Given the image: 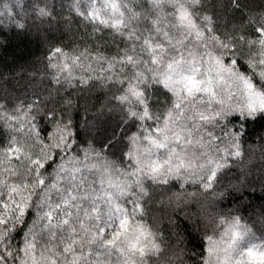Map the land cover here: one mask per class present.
I'll return each instance as SVG.
<instances>
[{
	"label": "snow or ice",
	"instance_id": "1",
	"mask_svg": "<svg viewBox=\"0 0 264 264\" xmlns=\"http://www.w3.org/2000/svg\"><path fill=\"white\" fill-rule=\"evenodd\" d=\"M132 3L81 9L77 0L98 43L54 47L42 91L0 96V264H264V243L246 239L239 217L212 218L191 249L150 220V205L164 203L158 191L178 188L168 197L176 207L214 193L229 158L242 155L246 126L264 121V13L237 24L210 12L211 0ZM117 41L105 55L100 44ZM97 87L120 119L81 137L74 101ZM189 184L200 191L187 193Z\"/></svg>",
	"mask_w": 264,
	"mask_h": 264
},
{
	"label": "trees",
	"instance_id": "2",
	"mask_svg": "<svg viewBox=\"0 0 264 264\" xmlns=\"http://www.w3.org/2000/svg\"><path fill=\"white\" fill-rule=\"evenodd\" d=\"M78 2L81 9H86L89 0ZM211 2L216 7H210V12L214 11L237 24L242 17L264 13V0H240L239 9L234 8L230 0ZM75 3L77 0H1L0 13L3 15H0V21L4 25L0 23V96L11 101L17 96L23 98L27 94L31 97L33 91H42L50 79L46 65L54 47L71 52L90 46L89 40H92V45L98 43L91 35V26L77 16ZM97 6H100V0H97ZM130 6L142 11L147 4L146 0H133ZM40 7H47L51 15L39 17L37 9ZM16 22L24 24V28L15 27ZM95 35H104L105 40H111L106 33ZM117 46L118 41L100 44L105 55L115 53ZM241 70L247 71L246 66ZM160 99L162 101L163 97ZM74 102L79 109L72 113L74 131H79L81 137L85 127L90 128L93 123L102 125L105 121L120 119L118 108L109 111L116 102L111 100L107 89L97 87L85 91ZM244 131L246 142L242 146V155L229 158L228 167L221 172L214 193L188 196L179 207L168 204V197L180 191L178 188L173 187L163 195L159 191L156 193L154 199L164 203L150 205V220L157 224L161 234L173 246H178L181 239L189 249L200 245L203 226L212 218L218 219L221 213L229 218L239 217L242 228L250 230L246 239L254 244L264 243V224L252 216L254 209L264 210V190H260L261 184H264V121L250 122ZM6 139L7 128L0 131V141ZM240 181L244 182V186L239 192L225 187L229 182L237 184ZM253 185L258 188L251 190ZM185 188L187 193L200 191L190 184Z\"/></svg>",
	"mask_w": 264,
	"mask_h": 264
},
{
	"label": "rangeland",
	"instance_id": "3",
	"mask_svg": "<svg viewBox=\"0 0 264 264\" xmlns=\"http://www.w3.org/2000/svg\"><path fill=\"white\" fill-rule=\"evenodd\" d=\"M0 2H1V0H0ZM2 20H5V18H2ZM0 23L3 24L1 21H0ZM243 184H244L243 181H240V183H237V184H233L232 182H229V183L225 184V187L235 189L237 192H239L241 190V188L244 186ZM256 188H258V187H255L253 185L251 190H254ZM260 190H264V184H261ZM252 216H254L255 219L258 220L261 224H264V210L254 209V211H252Z\"/></svg>",
	"mask_w": 264,
	"mask_h": 264
}]
</instances>
